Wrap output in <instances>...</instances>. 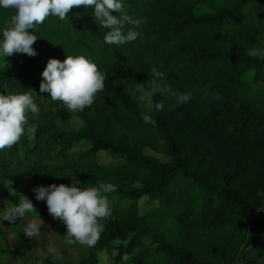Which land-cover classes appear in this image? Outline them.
Wrapping results in <instances>:
<instances>
[{"label":"trees","instance_id":"obj_1","mask_svg":"<svg viewBox=\"0 0 264 264\" xmlns=\"http://www.w3.org/2000/svg\"><path fill=\"white\" fill-rule=\"evenodd\" d=\"M122 2L132 18L145 21L138 29L142 38L105 44L108 29L95 21L93 7L79 6L66 20L50 16L33 30L34 57L13 54L0 65V90L31 92L39 106L28 114L35 135L25 132L14 147L0 150V192L15 204L18 194L10 192L23 181L67 185L71 173L78 186L116 185L96 245L77 244L84 252L74 263L41 257L38 264H98L100 254L105 264H260L264 59L246 53L264 49V0ZM201 3L212 11L195 15ZM8 14L0 8V26ZM66 54H84L108 74L104 90L83 111L69 112L39 91L47 60ZM152 68L164 73L163 86L191 92L192 99L177 104L174 96L157 93L152 99L162 101L163 110L146 109L139 102L140 85L152 78ZM217 94L220 99H213ZM144 113L155 125L143 121ZM72 116L82 119L79 131L67 124ZM79 142L90 146L72 151ZM101 151L122 162L100 163ZM36 210L35 219L50 215L46 204ZM12 227L18 243L5 254L30 255L24 227ZM143 237L150 244L133 254Z\"/></svg>","mask_w":264,"mask_h":264},{"label":"clouds","instance_id":"obj_2","mask_svg":"<svg viewBox=\"0 0 264 264\" xmlns=\"http://www.w3.org/2000/svg\"><path fill=\"white\" fill-rule=\"evenodd\" d=\"M79 6L93 7L95 21L108 29L103 37L105 44L120 45L142 38V32L138 29L145 21L132 18L122 0H0V8L9 13L0 26V57L13 54L34 57L37 53L33 44L38 36L33 34V30L38 29L50 16L66 20L68 13ZM126 25L132 27L125 33ZM246 54L252 58L264 59V49L251 48ZM151 72L152 78L146 86L140 85V90L145 92V97L155 111L163 110L162 101L152 99L157 93L174 96L177 104H185L192 99L191 92H175L171 87L163 86L160 81L164 79V73L156 68H152ZM41 76L40 93L47 92L53 102L61 103L69 112H79L91 107L97 94L104 90L108 79L107 72L100 70L84 54H66L63 60L50 57ZM204 95H209L206 89ZM213 99L220 97L217 94ZM38 111L39 106L31 92L0 94V150L14 147L25 132L30 137L35 135V127L29 126L28 114ZM142 119L146 124L156 123L148 113H144ZM66 176L71 177L70 184L38 185L32 188V192L37 201L46 203L53 219H58L65 225L64 234L68 244L94 247L111 216L109 195L116 191V185L97 181L94 186H78L81 181L74 173ZM10 194H18V201L2 208L0 223L6 221L14 224L28 214L37 212L33 202L24 194L13 189ZM40 221L39 224L35 220L28 222L24 227V235L29 238L39 235L44 223L41 218Z\"/></svg>","mask_w":264,"mask_h":264},{"label":"rangeland","instance_id":"obj_3","mask_svg":"<svg viewBox=\"0 0 264 264\" xmlns=\"http://www.w3.org/2000/svg\"><path fill=\"white\" fill-rule=\"evenodd\" d=\"M212 9L201 3L194 9L195 15H201L205 12H211ZM9 61V57H0V65H6ZM0 94H6L2 90H0ZM139 102L148 110L151 109V102L145 97V92H140ZM68 126L73 131H79L82 128V119L77 116L70 117L68 121ZM89 144L86 142H79L75 144L72 151H81L89 148ZM146 154H150L155 156L161 160H167V157L157 154L150 149H145ZM98 161L102 164H117L122 162V159L116 156L111 155L108 152L101 151L98 153ZM38 185H43L35 180H25L22 184H20L17 188L13 187V190L18 193H22L27 196L37 207L40 204H46L44 201H37L35 199L34 193L32 192V188ZM110 200V199H109ZM111 207L114 203V200H110ZM9 204V199L3 196L0 192V216L3 215L4 207H7ZM140 204H143L142 202ZM34 213H30L25 216L23 219L18 220L14 225H19L25 227V225L35 220L36 223H41L40 218H33ZM43 220V226L40 230L39 235H36L32 238V252L28 256H23L21 258H10L5 254L6 247L13 246L18 243L17 236L12 227V224H8L6 221L4 223H0V264H38V260L41 257H48L55 262H76L82 255L84 250L79 247L77 244H68L65 240V225L61 223L58 219H53L51 215H48ZM150 244V240L148 237H143L142 245L135 249L134 253H137L140 249L146 247ZM106 254V253H105ZM35 256V258H34ZM106 259L104 258V254H100L99 263L105 264ZM260 264H264V257L259 260Z\"/></svg>","mask_w":264,"mask_h":264}]
</instances>
